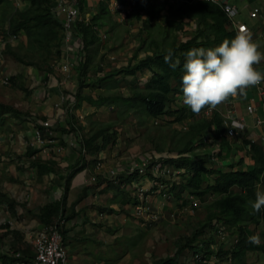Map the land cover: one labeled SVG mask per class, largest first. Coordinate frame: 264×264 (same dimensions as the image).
<instances>
[{
  "label": "trees",
  "instance_id": "obj_1",
  "mask_svg": "<svg viewBox=\"0 0 264 264\" xmlns=\"http://www.w3.org/2000/svg\"><path fill=\"white\" fill-rule=\"evenodd\" d=\"M22 1H24V6L19 8L14 7L10 0H0L2 8L0 35L5 40L11 35L17 37L16 44L6 42L3 51L4 53L8 52L16 62L46 74L44 81H47L49 75L55 73V67L61 64L65 58L67 31L63 15L58 13L57 9L58 3L62 0L59 2L58 0ZM109 2L110 0L98 1L97 9L93 15L88 19L78 17L72 22L69 29L71 39H80V46L76 49V58L71 62L70 67L77 83L73 92L66 91L69 95L66 96L65 116L62 122L49 127V130L46 131L40 124L41 121L46 120L45 116H37L35 119L29 111L0 101V120L6 116L22 121L28 119L42 131L43 137L47 139H55L57 135L69 133L74 137L79 160L74 165L67 167L68 173L61 178L64 184V195L36 210L28 209L25 203H18L2 192H0V203L6 205L10 214L16 215V207L20 206L34 216L41 225H56L62 235V244L65 245V229L60 221L77 215L74 207L86 197L89 190L104 183H106V187L114 188L115 192L124 190L120 189V183L124 181L122 180L124 177H120V174L115 176L116 179L99 174L96 175L95 182L84 185L73 203L66 207L65 191L74 174L83 168L78 164L85 161V154L95 157L100 151L112 147L117 140V133L111 125L95 127L90 121V126L85 131V124H82L76 110L86 104L94 108L104 106L111 108L116 111L117 119H123L130 115L146 119L168 117L171 118V122L177 123L188 119L186 130L181 133L175 147L169 150V152L175 151L177 156L162 159L163 164L181 170L178 175L179 182L173 183L169 191L174 200L181 199L183 193L199 199L204 197H210V199L204 205L205 208H208L205 224L191 236L186 237L184 242L179 243L176 251L177 256L190 249L200 253L203 259H208L207 263L196 260L192 264H245L246 255L257 252L262 255V264H264V208L260 212H254L251 207L255 200L257 186L264 183V145L243 139L242 142L248 145L247 152L251 154L253 160L251 169H234L230 165L222 167L220 163L223 158L221 151L224 147L229 146V142L218 138L224 128L217 109H213L208 118L195 119L193 118L195 112L189 106L178 104L171 107V104L176 100L180 102L183 99L181 77L184 54L194 47L217 46L225 38L232 39L236 35L235 30L230 27L225 12L218 4L206 0H174L172 2L164 0L157 2L158 4L152 3L151 0H135L132 12L124 17V22L128 24L132 21H140L143 24V28L139 32L140 41L131 55L132 58L125 65L112 67L109 71L104 72L102 64L95 67L91 64L94 58L92 52L102 44L99 30L110 23ZM75 5L79 12L85 10L84 0H76ZM164 9H166L163 15L164 24L150 27L149 24L156 22ZM142 15H146L147 19H143ZM187 25L191 29L187 30ZM179 32H182L186 39L180 40ZM20 34L25 35V42L19 41ZM169 50L174 53L173 60H180V66L176 69H172L164 60ZM140 52H144V54L140 55ZM145 73H147V79L144 82H139L137 74ZM15 78V75L10 76V83L17 84L20 90L30 94L32 89L16 83ZM118 78L121 80L120 82ZM123 87L128 93L120 91ZM243 95L244 90L235 96H230L225 101L235 97L242 98ZM208 107L215 108V106H205L201 111ZM191 116L192 118L189 119ZM49 131H52L53 135H50ZM204 137L211 139V142H218L220 151H205L200 154L195 152V148L200 144V146L211 145L208 138ZM60 144H64V142L61 141ZM82 148H84V153ZM162 150L163 146L157 143L155 152L160 153ZM37 151L39 149L28 145L25 154L29 158L35 156ZM36 158L33 161L29 160V166L36 170L39 177L58 171L54 167L53 161ZM150 158L153 160L154 155L152 154ZM241 161L242 159H240ZM148 175L151 177L150 172ZM125 176V179L129 181L130 178H134L135 174ZM135 198H133L134 202ZM216 223H221L224 226L227 239L214 249L211 247V244L216 242L213 234L206 239L199 235L202 236L204 230L211 227L216 233L218 229ZM260 225H263V228L259 229L258 234L254 233V230L256 231ZM2 228L6 233L10 232L17 243H23L20 231L9 230L7 223L2 225ZM254 236L259 237L257 243L250 242ZM26 249L18 247L22 258L26 262H30L34 256ZM228 259L230 260L228 261ZM153 262L155 263L152 264H174L171 257L155 259ZM15 263H17V258L13 256V252L0 253V264Z\"/></svg>",
  "mask_w": 264,
  "mask_h": 264
},
{
  "label": "crops",
  "instance_id": "obj_2",
  "mask_svg": "<svg viewBox=\"0 0 264 264\" xmlns=\"http://www.w3.org/2000/svg\"><path fill=\"white\" fill-rule=\"evenodd\" d=\"M229 1L238 7L239 12L234 20L236 22H244L247 25V27L250 29V32L252 33L253 41L259 46L258 50L264 53V0ZM16 4L18 6L20 5V7H23L24 1L16 0ZM86 5L92 7V0H86ZM254 7L259 8L258 15L256 17H250L249 12ZM231 29H234V27H231ZM19 40L25 42V35L20 34ZM14 43H16V41L13 42V44ZM76 47V39H70L69 43L66 44L65 58L62 61H75L77 53ZM254 67L257 71L264 73V59H262L259 64L254 65ZM14 73V71L11 72V74ZM68 74V78L67 74L66 77L61 78L54 76L55 74H51L49 75L48 80L44 81V88H33L31 90L33 93L32 98L40 100L36 106L30 108V113L35 117V119L37 116H45V119L50 120L54 126L64 120L65 100L69 93H65V96L63 97L64 93L62 90L65 92H73L77 83L73 71ZM57 88L61 91L57 90ZM52 89H55V92L51 91ZM53 92L55 93L56 97L60 99L54 104H51L48 102L51 99L49 94ZM222 103L225 105V108H230L232 110V114L235 119L242 121L244 128L239 131L236 138H230L227 140L229 142V146L222 149L221 153L223 158L220 160V163L222 167L225 165H230L234 169L240 168L249 170L253 167V160L251 158V154L247 152L248 145H245L242 141L244 137L246 140L255 141L264 145V140L262 139V136H264V121L260 125L255 124L257 118L264 120V106L261 102V99L257 95L255 85L244 89V95L242 98L235 97ZM248 105H252L254 107L253 113L248 112ZM84 106L85 104H83V108H81L84 109ZM218 110L222 112L220 109ZM7 118L9 117H3V119L0 120V192L6 193L11 198L16 197V200L20 202L19 197L22 195V191L28 188V186H25V184L29 185L31 183H29V175L30 173H33V178H37L35 179L37 182L34 183L32 181L34 185L32 188L33 192H30V197L27 200L26 207L30 202L33 203V205L42 206L62 197V195H64V184L62 182L63 179L61 180V178L68 173L67 167L74 165L79 160V154L76 150L75 144L70 143L71 140H75L74 137H71L69 134H63L61 136L57 135L53 140L54 145L51 147L54 148L60 146L61 150L40 149L37 151L35 156L44 161H53L54 167L58 170L54 174L50 172L39 177L36 173V170L32 168L26 169V167H21V163H23L25 157H27L25 152L28 145H31L33 148H38L37 146L34 147L35 145L33 146L34 128L32 121L28 119L22 121L13 117H10L11 119L7 120ZM61 141L64 142V144H60ZM197 143L200 144V142ZM200 145L195 151L199 154L205 151H216V147H214L212 143L209 146ZM108 149L109 148L102 150L103 152L100 151L102 156L105 155V160L101 169H96L97 156L92 157L89 154H87L85 157L84 162L82 161L78 164V166H83V168L74 174L68 189L65 191L66 207H69L71 203H73L75 197L85 185V178L92 174H100L105 177L106 175L104 174H106L109 169H115V165L111 163L112 160H109ZM114 154L115 153H113V155ZM141 158H146V156H142ZM18 159L21 161L19 162ZM240 159H242L241 162ZM116 160L114 159V161ZM17 163L19 165H17ZM119 164L117 166L120 167V177H124L122 179L124 181H121L120 189L123 188L125 191L120 190L115 192L114 188L106 187V183L99 187H94L92 190L88 191L89 193H87L84 199L75 205L74 211L77 213V215L73 218L62 221V227L65 229V243H68L70 246H74L73 251H76L78 255L74 254L72 257L77 261V264H90L87 258L84 257L90 253V249L88 248V245L91 244L90 241H93L96 245H98V248L101 250V252L106 253L105 246L110 245L111 242L116 240L118 237H124V235L126 236L128 233L132 234L135 230L140 228L139 225L142 226V224L138 225L137 219L133 214V196H135V192L133 190H128V187L131 186L129 185V182L131 179H133V177L130 178L129 181L125 179V169L128 166V163L125 160L120 161ZM25 165H29L28 161H26ZM143 179L145 181L146 178ZM261 185H264V183L257 186V191H261ZM182 195L183 196L181 199L172 201L176 206H178L180 203H184L183 205L186 210L185 215L190 216L194 210L190 207L191 204L190 200L187 198V193H183ZM149 199L152 207L159 211L162 216V213L164 212L168 202H166L165 199H162L158 194H151ZM208 199H210V197H208ZM18 208L16 209V215H13L10 214L8 210H6L7 208L4 203H0V246L5 242L3 240L4 238H2V235L5 232V229L2 228V225H4L3 223L4 221H7V219H13L15 224L18 223L21 226L19 227L18 225H12L11 220H8V229L18 230L24 237L30 236L31 234L33 235L34 229L36 230L43 226L34 216L26 212L25 209L22 207ZM170 208L172 210L179 209L178 207L175 209L172 207ZM7 237L8 239L6 242L13 241L12 237L14 236L10 232H7ZM25 240L23 238V243H17V246L24 247L26 245ZM77 243L82 244L81 248L75 247ZM86 243L89 244L86 245ZM127 262L128 261L125 263V260H118L115 264H128ZM97 264L106 263L101 260ZM132 264H140V262L134 260Z\"/></svg>",
  "mask_w": 264,
  "mask_h": 264
},
{
  "label": "rangeland",
  "instance_id": "obj_3",
  "mask_svg": "<svg viewBox=\"0 0 264 264\" xmlns=\"http://www.w3.org/2000/svg\"><path fill=\"white\" fill-rule=\"evenodd\" d=\"M84 1H85V7H84L85 10L80 12L79 18L81 16L84 17L85 19H88L91 15L95 13V10L97 9L98 0L97 1L92 0L93 3L92 7L87 6L86 0ZM151 1L152 3L154 2L158 4L157 3L158 1L156 0H151ZM10 2L14 5V7L21 8L20 5L18 6L16 4V0H10ZM129 2L130 0L124 2V4H127L128 12L130 11ZM57 9H58V5H57ZM165 10L166 9H164L161 12V16L156 22L149 24L150 27L152 26L154 27L157 24L159 25L164 24L163 15L166 12ZM1 11L2 8L0 5V18L2 17ZM124 11H119L111 7L110 17H109L110 23H107L101 28V31L106 33V39L105 41L102 42L101 45H98V47H96V51L92 52L94 58L91 65L95 67L98 64H102V68L104 72L109 71L112 67L125 65L127 61L130 58H132L131 55L135 50L137 43L140 41L139 38L141 36L139 32L143 28V24H141L140 21L138 22L132 21L126 24L124 22V17L127 14L126 13L124 14L123 13ZM142 18L147 19V16L142 15ZM186 29L189 30L191 28L190 26L187 25ZM108 34H109V38H108ZM178 38L180 40H183L186 39V36L183 35L182 32H179ZM142 54H144V52H140V55ZM3 57H4V64L2 71L0 72V101L11 104L14 107H17L21 110L30 112L31 111L30 108L36 106V104L40 100L39 99L37 100L36 98H32L33 97L32 92L28 94L25 91L20 90L17 84H13L12 82L11 83L9 82V84H3L1 82V79L6 74H9L11 76L15 75L16 83L23 84L26 88H30V89L33 88L42 89L45 86L44 77L46 76V74H43L31 67H27L16 62L12 57H10V54L8 52L4 53L3 51ZM60 67L61 64L55 67V73H54L55 75L54 74L53 75L59 78L66 77V73L63 74ZM12 71H14L15 73L11 74ZM70 72H72V70H70L68 73ZM67 75L68 78L69 74ZM137 75L139 82H144L147 79V73L137 74ZM118 81L120 82L121 80L118 78ZM57 90L61 91L58 88ZM51 91L55 92V89H52ZM120 91L125 94L128 93V91L124 87ZM54 92L49 94L51 99L48 102L51 104H54L60 99L56 97ZM62 92L64 93L63 95L64 97L66 92L63 90ZM93 93L96 94V92ZM178 104L180 105L184 104L183 99L180 100V102L176 100V102L171 104V107L173 108ZM84 107H85L84 109H82L83 108L82 107L81 109L76 111V113L77 116L79 117L81 115L79 119L81 120L82 124H85V131L87 130V128H89L90 126L89 123L91 121L95 127L111 125L113 126V129L117 133L116 143L108 149L109 160H112L111 163L115 165V169L117 168L116 169V171L118 172L117 174H119L120 172L119 171L120 167L117 166L120 163V161L126 160L129 166V165H133L136 162H141L143 160L141 158L142 156L150 157L152 153H154L156 156H161L164 155L165 153H170L169 150L175 147V143L180 138L181 133H183L184 127L187 125L188 122V119H185L183 122L177 123V122H171L172 121L171 118L168 117L157 118V119H146L142 117L137 118L134 115L127 116L123 119H117L116 111H114L111 108H107L106 106L94 108L85 104ZM215 107L217 109H220L222 112L225 111V105L223 103H220ZM8 117L9 118H7V120H10L11 119L10 116ZM199 117H205V112L203 111H200L198 113L195 112L193 118L197 119ZM191 118L192 116L189 119ZM155 122H157V124H155ZM243 139L245 138L243 137ZM157 143L163 146V150L160 153L155 152V145ZM36 153L34 155H36ZM113 153L115 154L113 155ZM36 157L37 156H31L29 158L25 157L24 162L21 163V167H26V169L27 168L31 169L29 165H25L26 161H28L29 163L30 162L29 160L33 161L37 159ZM114 159L117 160L114 161ZM17 165L19 164L17 163ZM147 171H149V169ZM125 175L127 174L125 173ZM29 178H30L29 183L30 182L31 183L29 185L25 184V186H28V188L23 190L22 195L20 196L21 198L19 197L20 199L19 201L24 202L25 204L27 203V200L30 197V192H33L32 191V188L34 186L33 182L34 183L37 182V180H35L37 178H33V173H30ZM116 178L117 177H114L112 179H116ZM128 188H129L128 190L134 191L133 187L129 186ZM260 190L264 191V185L260 186ZM13 199L16 202H18L16 200V197H14ZM165 201L168 202V204L166 205L164 212L162 213V217L157 223L143 225L141 221L134 216L137 219L138 225L142 224V226L139 225L140 228L142 227L141 228L142 230L138 228L132 234L128 233L126 234V236L124 235V237H118L116 240L111 242L110 245L105 246L106 253L101 252V250H99L98 248L99 246L96 245L93 241H90L91 244L86 243V245L89 244L88 248L90 249V253L84 257L87 258L90 264H97L101 260H103L106 264H112V263L115 264L118 260H125V263L126 261H128L127 262L128 264H132L134 260L139 261L140 264H152L155 263L153 262L155 261V259L164 258V257H169V258L171 257L173 258V262H174V259L177 256L176 251L178 249L179 243L184 242L186 237L191 236L192 233H194L197 229H201V226L205 224L208 208H205L204 205L205 203L209 202V199L208 197L203 198L201 200L198 198V206L194 209V211H192L190 216L185 215L186 210L183 205L184 203H180L178 206H176L172 200H165ZM18 207L20 206H17L16 209ZM27 207L30 208L31 210H36L40 206L33 205V203L30 202ZM170 207L174 209L178 207L179 209L172 210ZM8 220H11L12 225H18L19 227H21L18 223L15 224V221L13 219H7V221H4L3 224L6 223L8 224ZM261 228H263V225H260V227L256 228V231L254 230V233L258 234L259 229ZM36 230L34 229V233ZM33 235L31 234L30 236H26V237L23 236V238L24 240L26 239L25 240L26 245L24 246L25 249L27 248L26 250L30 254H33L34 256L35 251L32 243ZM2 238H4L3 240L5 242L3 243V245L0 246L1 254H3L4 252L7 253L9 251L20 252L18 251L17 240L14 237H12L13 238L12 242H6L8 237H7V233L4 232ZM81 246L82 244L80 243H77L75 245L76 248H81ZM73 248L74 246H70L68 243H65L67 264H77V261L74 260V258L72 257V255L77 254L76 251H73ZM191 255L192 252L190 251V249L185 250L182 253L183 260H181L180 257L176 258L174 264H192ZM79 256H83V255H79ZM107 259H109L110 262ZM262 261H263L262 255L257 252L248 253L245 258V264H262Z\"/></svg>",
  "mask_w": 264,
  "mask_h": 264
},
{
  "label": "built area",
  "instance_id": "obj_4",
  "mask_svg": "<svg viewBox=\"0 0 264 264\" xmlns=\"http://www.w3.org/2000/svg\"><path fill=\"white\" fill-rule=\"evenodd\" d=\"M100 1V0H98ZM121 1V0H120ZM119 0H111L109 2V8L111 7L119 10L124 11L123 13L128 12L127 4H124V2H127V0H122L124 2H120ZM163 2L164 0H156ZM174 1V0H169ZM213 3L218 4L223 11L225 12L230 26L234 27L236 32L241 31L242 29H247L250 31V29L247 27V25L244 22H236L234 19L236 15L238 14V7L234 4H232L229 0H206ZM76 0H62L58 4V13L63 15L64 19V25L66 27V42L69 43L71 39V33H70V27L72 22H74L79 17V10L77 6L75 5ZM135 3V0H130V11L132 9V5ZM129 11V12H130ZM259 8L254 7L250 12V17H256L258 15ZM100 36L102 39L105 38V34L100 31ZM16 35H11L7 40L3 39V37L0 35V72L2 71L3 64H4V57H3V48L6 44V42H15ZM76 44L78 48L80 46V39H76ZM71 62L68 60H65L61 63V71L63 73L68 74L70 71ZM10 76L9 74H6L2 79L1 82L3 84H9L10 82ZM256 92L259 98L261 99V102L264 106V84L263 81L257 85ZM247 110L250 113L254 112V107L252 105L247 106ZM208 113V112H207ZM81 117V116H80ZM223 124L226 126L225 135L227 136H234L237 134V130H241L244 128V124L241 120H237L233 117L232 110L228 109L223 114ZM264 120L261 118H257L255 121L256 125H260ZM40 124L44 127V129L47 131L49 130V127H52V123L50 120L46 119L44 121H41ZM33 137H34V147H38L36 149H43V150H61L60 146L52 148L51 146L54 145V139H47L43 137L42 131L35 127L33 124ZM50 135H53L52 131H49ZM72 137V136H71ZM264 140V136H262ZM71 144H75V140H71ZM82 152L84 153V148H82ZM103 152V151H101ZM100 152V153H101ZM97 155V162H96V169H101L105 160V155L102 156L101 154ZM87 154H85V157ZM166 157H174L172 154L165 153L161 156H156L154 154V159L152 160L150 157L142 158L143 160L141 162H136L133 165H129L125 169V173L128 175L135 174L134 178L130 180L129 185L134 188L135 191V202H134V216L137 217L141 223L144 224H151V223H157L161 216V213L154 209L150 203V195L151 194H158L161 196L162 199L165 200H173L171 197V192L169 191L170 187L173 183L177 184L179 182V174L181 173L180 169H176L173 166H169L166 164H163L162 159ZM151 160V161H150ZM149 169V171H147ZM148 172L151 173V177L148 175ZM118 172L116 169H109L108 172L104 175L105 177L114 178ZM97 174H92L85 178L84 184H90L95 182ZM137 177V178H135ZM143 178H146L145 181ZM121 184V183H120ZM125 186V185H124ZM192 198V196H190ZM149 200V202H148ZM150 205H149V204ZM197 204L196 200L192 201V205L195 206ZM62 221H60V224H62ZM216 233L220 239H223L226 235V232L224 231V228L220 225L217 226ZM33 248L35 251V255L33 259L30 260V262H26L22 258V254L20 252H13V256L17 258V264H66L67 263V254L65 250V246L62 244V235L56 225H43L41 228L37 229L33 235ZM193 259L195 260H201L204 263L208 262V259L204 258L200 253H194Z\"/></svg>",
  "mask_w": 264,
  "mask_h": 264
},
{
  "label": "clouds",
  "instance_id": "obj_5",
  "mask_svg": "<svg viewBox=\"0 0 264 264\" xmlns=\"http://www.w3.org/2000/svg\"><path fill=\"white\" fill-rule=\"evenodd\" d=\"M130 12H126V14ZM99 31H101V29ZM103 33L105 34V38H101L102 42L106 39V33ZM258 49L259 46L253 41L252 33L247 29H242L237 32L232 39L225 38L217 46L207 48L194 47L188 50L184 54V62L182 64L183 75L181 77V91L183 93V103L189 106L193 112L198 113L205 106H216L230 96H235L238 92H242L247 87L257 85L264 81V73L257 71L254 67V65L259 64L260 61L264 59V53L260 52ZM173 56V51L169 50L164 60L172 69H176L180 66V60H173ZM213 109L217 108L208 107L203 111L205 112L206 118L210 117ZM228 109L230 108H225L223 113L217 109L221 115L222 124V116ZM223 128L224 130L219 134V140L236 138L240 131L237 130V134L234 136H227L224 134L226 130L224 124ZM184 130H186V126ZM204 138L207 139L208 137ZM208 140L211 142V139L208 138ZM211 143L214 147H217L216 151H219L218 142L213 141ZM168 154H172L174 157L177 156L174 152ZM190 196L192 195L187 194V198L190 200L191 204L190 207H197L198 198L194 196L190 198ZM193 200L197 201L195 206L192 205ZM251 207L254 212H260L261 209L264 208V191L256 192L255 200L252 202ZM218 225L224 228L221 223H216V228ZM213 231L212 227L206 228L202 236L200 235L199 237L206 239L213 234L217 243H212L211 247L216 249L221 242L227 239V236L225 235L223 239H220L217 233ZM258 240L259 237L254 236L251 238L250 242L257 243ZM190 251L192 252L191 256L193 263V254L197 252L193 250ZM179 257L183 260L182 254L177 256V258ZM229 260L230 259H228V261Z\"/></svg>",
  "mask_w": 264,
  "mask_h": 264
}]
</instances>
